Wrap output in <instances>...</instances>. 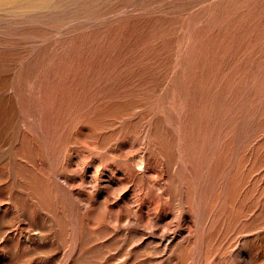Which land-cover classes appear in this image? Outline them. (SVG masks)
<instances>
[{"label":"rangeland","instance_id":"obj_1","mask_svg":"<svg viewBox=\"0 0 264 264\" xmlns=\"http://www.w3.org/2000/svg\"><path fill=\"white\" fill-rule=\"evenodd\" d=\"M0 264H264V0H0Z\"/></svg>","mask_w":264,"mask_h":264}]
</instances>
